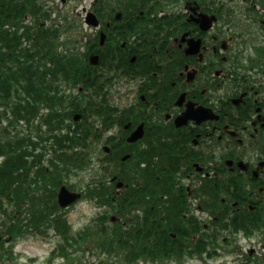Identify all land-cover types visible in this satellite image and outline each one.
Here are the masks:
<instances>
[{"label":"flooded vegetation","instance_id":"1","mask_svg":"<svg viewBox=\"0 0 264 264\" xmlns=\"http://www.w3.org/2000/svg\"><path fill=\"white\" fill-rule=\"evenodd\" d=\"M235 1L249 0L42 3L54 23L61 11L62 21H74L69 32L83 34L76 47L100 51L110 60L97 68L110 81L105 89L113 98L110 118L103 123L96 117L94 126L100 141L115 146L119 161L96 156L99 186L118 196L124 182L117 174H126L136 185L134 169L140 168L141 193L134 202L131 197L138 190L128 192V220L138 213L164 218L171 214L161 211L173 207V221H199L200 234L190 224L191 239L183 241H191L192 253L173 264L198 258L204 264H264V240L258 234L260 228L264 232V28L249 14L246 20L252 24L245 26ZM91 13L95 25L86 22ZM258 13L264 18L263 8ZM121 85L126 90L118 89ZM138 152L146 156L140 160ZM170 157L173 187L161 184L154 198L145 173L158 164L162 183ZM106 167L115 174L107 177ZM213 220L240 221L257 240L243 232L233 238L236 250L214 251L208 241ZM199 240L204 241L199 247L205 246L202 257L196 252ZM234 255L231 261L217 262Z\"/></svg>","mask_w":264,"mask_h":264},{"label":"trees","instance_id":"2","mask_svg":"<svg viewBox=\"0 0 264 264\" xmlns=\"http://www.w3.org/2000/svg\"><path fill=\"white\" fill-rule=\"evenodd\" d=\"M41 2L0 0V264L14 260L13 247L20 238L33 235L47 239L52 232L57 242L49 253L48 264H55V259H61L62 264L180 261L184 253H192L191 241H183L191 239L192 233L187 230L190 224L200 234L199 221H173V207L161 211L171 214L164 218L161 214L144 215L145 218L137 214V219L128 220L129 194L125 192H139L141 182L136 186L128 183V188L111 203L107 192L98 190L91 163L98 135L87 117L97 110L105 120L110 118V106L104 107L103 100L108 80L97 73L96 66L89 64L88 53L74 47L70 39L60 43L59 29L53 24H43L50 16L44 7L38 6ZM248 9L256 11L252 5ZM26 15L32 17L29 24L24 21ZM109 61L100 56L101 66H107ZM125 61L128 62V57ZM79 88L91 90V99L84 103L66 93ZM95 93L102 94V103L93 100ZM72 112L81 113L84 122L75 123L73 131H63V122L72 118ZM172 148L168 155L173 153ZM110 152L106 156H113V149ZM171 158L163 183L159 165L145 173L148 186L154 188V198L161 184L173 187ZM76 173L82 176L81 180L89 179L84 186L72 180ZM142 177L143 173L134 172L133 178L140 181ZM64 183L71 189H81L84 198L96 205L107 204L111 208L98 212L89 224L73 231L56 201L57 189ZM131 198L135 201V194ZM112 216L116 221H111ZM211 222L214 229L208 241L215 251L220 244L219 235L228 224ZM178 227L186 228V232ZM201 243L204 241L199 240L196 247L200 256L205 249L199 247Z\"/></svg>","mask_w":264,"mask_h":264},{"label":"rangeland","instance_id":"3","mask_svg":"<svg viewBox=\"0 0 264 264\" xmlns=\"http://www.w3.org/2000/svg\"><path fill=\"white\" fill-rule=\"evenodd\" d=\"M77 9H80L78 6ZM70 35H75V33L70 32ZM116 87L113 88V95L115 92ZM127 85H121L118 89L126 90ZM113 99V98H112ZM112 99H108L112 101ZM75 183L81 185L83 184L81 179L75 180ZM98 211V208L95 206L93 202H89L86 199L79 200L75 205H72L67 211V217L69 222L72 224V227L74 230H77L78 228L82 227V225L89 224L90 219L94 217ZM239 243H242V239L240 236ZM254 242H256V239H252ZM57 238L54 236H49L47 239L39 238L37 236L29 235L23 238H20L17 240L14 244V260L7 261L4 264H48L47 257L50 253L52 247L56 244ZM229 247H232L230 245ZM258 248V247H257ZM236 255V254H235ZM234 256H227V258H222L217 260V262L229 260L231 261ZM93 257H91L92 259ZM201 260L196 259L191 260L188 264H203V262H200ZM55 264H62L61 259H55Z\"/></svg>","mask_w":264,"mask_h":264},{"label":"water","instance_id":"4","mask_svg":"<svg viewBox=\"0 0 264 264\" xmlns=\"http://www.w3.org/2000/svg\"><path fill=\"white\" fill-rule=\"evenodd\" d=\"M93 62H96V58L91 59ZM80 193L70 191L65 185L61 186L58 192L57 198L59 206H67L77 200Z\"/></svg>","mask_w":264,"mask_h":264}]
</instances>
